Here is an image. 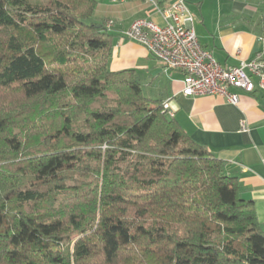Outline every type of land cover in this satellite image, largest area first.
<instances>
[{"label":"trees","instance_id":"obj_1","mask_svg":"<svg viewBox=\"0 0 264 264\" xmlns=\"http://www.w3.org/2000/svg\"><path fill=\"white\" fill-rule=\"evenodd\" d=\"M93 0H0V264H264L224 164L133 73Z\"/></svg>","mask_w":264,"mask_h":264},{"label":"crops","instance_id":"obj_2","mask_svg":"<svg viewBox=\"0 0 264 264\" xmlns=\"http://www.w3.org/2000/svg\"><path fill=\"white\" fill-rule=\"evenodd\" d=\"M92 22L112 37L107 69L129 71L143 95L168 104L173 119L193 143L224 164L226 176L236 179L239 196L252 202L264 231V92L252 78L254 92L239 96L237 106L217 96L182 95L183 73L167 70L139 44L124 37L135 20L164 26L160 12L174 0H93ZM200 46L224 68L238 66L264 54V0H185ZM244 122L245 131H242Z\"/></svg>","mask_w":264,"mask_h":264},{"label":"built area","instance_id":"obj_3","mask_svg":"<svg viewBox=\"0 0 264 264\" xmlns=\"http://www.w3.org/2000/svg\"><path fill=\"white\" fill-rule=\"evenodd\" d=\"M123 1L111 0L112 3ZM160 15L164 20L163 27L146 20H135L124 37L145 48L167 70L183 73V96H217L237 106L239 96L232 90L253 93L255 85L252 78L258 80V88L264 92L262 52L249 62L230 68L221 67L198 43L192 27L193 17L185 0H174ZM162 110L168 117H173L168 104H162ZM242 131H245L244 122Z\"/></svg>","mask_w":264,"mask_h":264}]
</instances>
